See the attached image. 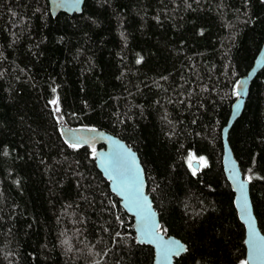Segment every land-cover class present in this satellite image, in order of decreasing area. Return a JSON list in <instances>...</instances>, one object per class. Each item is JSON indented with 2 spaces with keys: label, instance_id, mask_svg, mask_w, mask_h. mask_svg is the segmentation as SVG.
<instances>
[{
  "label": "trees",
  "instance_id": "1",
  "mask_svg": "<svg viewBox=\"0 0 264 264\" xmlns=\"http://www.w3.org/2000/svg\"><path fill=\"white\" fill-rule=\"evenodd\" d=\"M263 44L264 0H0V264H154L62 126L139 154L161 232L187 246L175 264H247L223 128ZM228 140L264 234V68Z\"/></svg>",
  "mask_w": 264,
  "mask_h": 264
},
{
  "label": "water",
  "instance_id": "2",
  "mask_svg": "<svg viewBox=\"0 0 264 264\" xmlns=\"http://www.w3.org/2000/svg\"><path fill=\"white\" fill-rule=\"evenodd\" d=\"M85 0H49L54 16L59 12L69 15L80 14ZM264 68V44L256 56L247 75L237 85L238 99L233 105L231 115L223 128L224 156L223 166L227 179L235 193V206L240 220L245 226V244L247 264H264V234L261 232L254 212L250 195V183L244 178L230 146L228 135L235 121L245 107L249 86L259 71ZM63 138L70 144L88 146L95 149V163L103 177L108 180L110 189L120 200L123 209L134 219V231L139 244L149 245L154 249V264H175L186 251L163 258L164 246L179 244L187 246L175 236H166L161 232L159 213L147 192V179L139 154L124 140L102 129H83L61 127ZM195 170L200 169V162L193 161ZM142 184L143 199L137 204L135 189Z\"/></svg>",
  "mask_w": 264,
  "mask_h": 264
},
{
  "label": "snow or ice",
  "instance_id": "3",
  "mask_svg": "<svg viewBox=\"0 0 264 264\" xmlns=\"http://www.w3.org/2000/svg\"><path fill=\"white\" fill-rule=\"evenodd\" d=\"M72 147H75V145H71ZM135 199L137 204L140 203V201L143 199V193H142V184L139 185L136 189H135ZM66 243V242H65ZM182 251H186L185 248H183L182 246H180L179 244H175L173 246H164L163 248V258L164 259H168L170 255L172 254H179ZM259 252H261L262 254H264V250H257Z\"/></svg>",
  "mask_w": 264,
  "mask_h": 264
},
{
  "label": "rangeland",
  "instance_id": "4",
  "mask_svg": "<svg viewBox=\"0 0 264 264\" xmlns=\"http://www.w3.org/2000/svg\"><path fill=\"white\" fill-rule=\"evenodd\" d=\"M193 161H200V160L199 159H195V158H191V161L190 162L192 163Z\"/></svg>",
  "mask_w": 264,
  "mask_h": 264
}]
</instances>
